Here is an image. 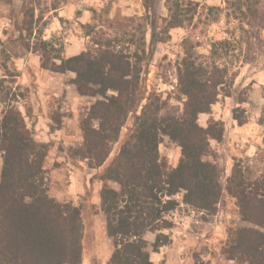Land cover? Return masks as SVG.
<instances>
[{"label": "rangeland", "instance_id": "obj_1", "mask_svg": "<svg viewBox=\"0 0 264 264\" xmlns=\"http://www.w3.org/2000/svg\"><path fill=\"white\" fill-rule=\"evenodd\" d=\"M61 6L68 10H58ZM169 14L176 15L179 26L169 25ZM220 40L226 44L213 54L212 44ZM99 46L120 51L131 63L141 57L144 94L162 113L182 112L186 98L178 71L185 58L226 66L228 83L210 111L197 116V123L217 136L209 138L204 159L217 165L223 187L237 158L255 173L264 168L258 161L264 157V0H0V78L7 94L0 116L7 104L18 108L35 141L45 144L42 183L62 209L75 208L66 212L78 217L79 264L84 259L104 264L112 249L96 174L116 154L135 116H127L105 163L89 167L80 152V122L104 98L79 91L73 71H53L42 62L92 55ZM158 150L167 167L177 165L180 146L169 136H161ZM1 168L0 151V178ZM109 185L118 188L115 182ZM182 195L183 190L173 195L179 204L165 215L171 226L160 230L168 243L155 251L156 232L143 234L150 259L156 264H239L224 252L233 229L259 227L241 218L224 189L211 210L185 204Z\"/></svg>", "mask_w": 264, "mask_h": 264}, {"label": "trees", "instance_id": "obj_2", "mask_svg": "<svg viewBox=\"0 0 264 264\" xmlns=\"http://www.w3.org/2000/svg\"><path fill=\"white\" fill-rule=\"evenodd\" d=\"M175 17L169 14L171 27L180 25ZM224 44L226 41L214 42L212 53ZM141 51L144 53V48ZM57 58L58 63L42 62V67L73 71L79 91H94L104 98L92 104L80 122V152L89 167L105 163L111 145L119 141L127 116H135L116 154L96 174L102 183L99 206L112 241L105 264H156L150 259L143 234L156 232L152 243L155 251L168 243V235L160 230L171 226L165 215L179 204L173 195L183 190L185 204L211 210L223 189L234 198L241 218L263 229H233L224 252L239 264H264V168L255 173L237 158L223 187L217 165L204 159L209 138L217 136L197 123L198 114L210 111L228 83L226 66L185 58L178 82L186 99L181 114L176 115L162 113L159 105L154 106L152 96H145L140 56L131 63L120 51L99 46L92 55L81 52ZM4 82L5 78H0L2 102L7 97ZM144 98L146 102L141 105ZM162 135L180 146L174 167H167L160 158ZM0 151V264H79L80 250L74 237L78 217L70 218L66 212L75 208L69 204L64 210L48 196L42 183L45 144L35 141L20 110L10 104L0 116ZM258 161L264 162V157L259 156ZM110 181L118 188L110 186Z\"/></svg>", "mask_w": 264, "mask_h": 264}, {"label": "crops", "instance_id": "obj_3", "mask_svg": "<svg viewBox=\"0 0 264 264\" xmlns=\"http://www.w3.org/2000/svg\"><path fill=\"white\" fill-rule=\"evenodd\" d=\"M68 7H65L64 8V6H61L60 8H58V10H60V11H63L64 13L68 10L67 9ZM85 12H86V10H84ZM105 244H107L106 242H105ZM111 251H112V249H111ZM111 251L110 252H108V254H107V256H106V258H105V262H104V264L106 263V261L108 260V257H109V255H110V253H111ZM83 264H88V260L87 259H84V263Z\"/></svg>", "mask_w": 264, "mask_h": 264}]
</instances>
